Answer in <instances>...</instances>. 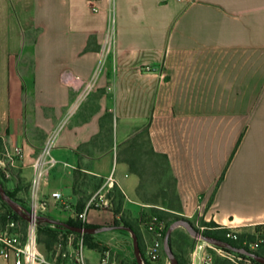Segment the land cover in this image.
<instances>
[{
	"label": "crops",
	"instance_id": "1",
	"mask_svg": "<svg viewBox=\"0 0 264 264\" xmlns=\"http://www.w3.org/2000/svg\"><path fill=\"white\" fill-rule=\"evenodd\" d=\"M144 129L181 215L264 226V0H0V140L28 188L18 199L67 222L83 179L101 187L114 173L139 223V180L117 152ZM50 140L55 164L35 189ZM114 220L101 208L86 223ZM121 231L95 237L112 247Z\"/></svg>",
	"mask_w": 264,
	"mask_h": 264
},
{
	"label": "rangeland",
	"instance_id": "2",
	"mask_svg": "<svg viewBox=\"0 0 264 264\" xmlns=\"http://www.w3.org/2000/svg\"><path fill=\"white\" fill-rule=\"evenodd\" d=\"M110 141L111 139L107 135L102 138L104 147L106 146V144L108 145ZM117 153L119 160L127 163V166L130 168L131 172H133L139 180V184L136 190V200L138 203L144 206L143 209L145 211L142 212L139 223L134 222L130 219H128V221L138 231L137 236L139 239L141 252L146 253L147 245L158 239V226H162L163 233L166 232L167 234L168 230L176 222H179L182 219L189 221V223L193 226L196 234L198 233L201 236L213 237L209 233L210 228L214 227V225H212L214 223L213 221H207L204 218H187L181 215V206L175 193V182L169 172L167 162L165 158L156 154L152 150L145 129L137 133L131 139V141L119 147ZM19 177V169L15 167L13 159L8 155L4 142L0 140L1 183L3 184L4 188L7 189L11 188V190H13L14 188V190H16L17 188H20L22 190H25L26 185L25 183H23V181H18ZM83 181L85 182L84 185L78 187L77 192L79 193L80 197L77 198V203L74 207L75 215L73 219L78 221H81L78 218V215L86 212L89 205L92 210L99 209L95 206L94 203H96L97 200L100 199L98 192L102 188V186L100 187V189L96 188L97 186H100L98 181H92L91 179L85 178L83 179ZM10 182H14V184L10 185ZM113 189H110V191L103 193V198L104 200H108V203L111 206V210H113V204L115 202L116 204L118 203V199L115 198L117 194L113 191ZM122 194L124 195L123 192ZM109 195H111L110 198ZM14 201L20 204L22 208H25V205L30 208V204L28 201H26L25 198H16V200ZM80 203L85 204V208L83 210H79ZM1 210L4 209L2 208V205L0 203V216L8 212L6 209L4 210V212H1ZM124 212L125 211L123 209V213ZM42 215L51 218V216H49L48 210L44 211ZM18 227L22 234L23 241H25L28 224L26 225V223L18 220ZM167 227H169L168 230H166ZM4 228L5 226L0 224V231ZM203 228L204 231H202ZM256 228L257 227L238 229L240 235L244 236L242 241L246 239H249V241H253L251 238H248V235L254 234ZM259 231L260 232L256 234H258L260 237H264V226L260 227ZM73 236L76 238V240H82L85 244L84 235ZM94 240L100 242L96 239L95 235ZM171 240L172 246L170 243V248L174 258L177 260V264H198L197 256L200 252L197 251V248L199 246H203L207 251H210V248L212 247V244L207 243L204 240L202 241L200 236L192 234L188 230V228L183 225L173 231L170 241ZM60 241L65 242L64 239H60ZM107 241H111L112 247L101 242V250H96L98 251L99 256L104 254V252L109 251L111 253V264H138L131 234L128 236V239H125V237L118 235L107 239ZM238 244L242 245L241 241H239ZM38 249L42 254H48V252L45 250L44 245L39 244V242ZM89 251L90 250L88 249L87 252ZM257 254L264 256V244L261 245L260 249L257 251ZM241 258L244 260V257ZM144 264H173V262L164 250L161 258L156 263H146L144 261ZM216 264L233 263L230 261H225L217 256Z\"/></svg>",
	"mask_w": 264,
	"mask_h": 264
},
{
	"label": "built area",
	"instance_id": "3",
	"mask_svg": "<svg viewBox=\"0 0 264 264\" xmlns=\"http://www.w3.org/2000/svg\"><path fill=\"white\" fill-rule=\"evenodd\" d=\"M90 10H94V8H90ZM145 72H152V69L146 68ZM52 141L53 140L47 142L43 154L34 163L36 176L33 180V187L35 189H38L40 182L43 179L48 178V168L55 164V161L50 157V152L53 147ZM17 155L21 156V152H18ZM116 183L115 174L112 173L98 192L100 199L94 203L97 208L111 209L108 200H104L103 193L113 189ZM52 198L61 200L62 195L60 193H53ZM45 210L46 206L44 204L34 203L31 206L29 210L30 220H26L28 227L25 241H23L22 234L18 227V220L14 217V214L11 212L5 214L6 225L5 228L0 231V256L8 257L11 253H14L17 257L14 264H91L90 259L86 255L87 248L84 242L82 240H76L73 235H69L65 232H61L60 234V239H64L65 242H57L47 255H44L39 251L38 227L41 222H39L38 216H42V213ZM90 210L92 209L89 205L86 212L78 215V218L83 223H86L87 213ZM238 229L239 227L234 225L216 224V227L210 228V231L226 230V239L222 241L230 243L229 241L239 242L241 240ZM202 231H204V228ZM163 234V228L161 226L157 233L158 239L147 245L146 256L150 263H156L165 250V237ZM254 235L256 238L253 241H249L248 239L241 241V248L256 253L261 245L264 244V237H260L258 234ZM210 249V251H207L203 246L197 248V251L200 252L197 256L198 264H216L217 256L225 261H230L233 264H259L252 258L235 253L225 247L212 245ZM110 254L109 251H106L104 254L100 255L98 264H111ZM241 257H244V260Z\"/></svg>",
	"mask_w": 264,
	"mask_h": 264
},
{
	"label": "trees",
	"instance_id": "4",
	"mask_svg": "<svg viewBox=\"0 0 264 264\" xmlns=\"http://www.w3.org/2000/svg\"><path fill=\"white\" fill-rule=\"evenodd\" d=\"M165 158L166 162H167V166H168V161H167V158L166 157H163ZM80 177L81 175L79 173H77L76 175V185L79 184V180H80ZM100 186H97L96 188H99ZM27 187L25 188V190L27 191ZM6 193L7 195L12 198L13 200H16V193L18 190H20V188H17L15 191H9L8 189H6ZM113 191L117 194V196L115 198L118 199V203L116 204V202L113 204V213L115 215V220L113 222V225L111 227H126V228H131L137 235H138V231L135 229V227L124 217V213H123V203H124V195L122 194V192L120 191V189L115 185L114 186V189ZM111 197V195H109V198ZM0 203L2 205V208L5 210H7L8 212H11L14 214V217L17 219V220H20L24 223H26L27 225V221L25 219H23L22 217H20L17 213H15L9 206L6 202H4L1 198V195H0ZM117 205V206H116ZM85 208V204H82L80 203L79 205V210H83ZM4 210H1V212H4ZM5 214L4 213L2 216H0V224L1 225H6V217H5ZM68 224L72 225V226H76V227H80V228H102V227H99V226H94V225H90V224H86V223H82L81 221H78V220H74V219H70L67 221ZM212 225H214V227H216V224L213 223ZM161 226H158L157 227V230L160 228ZM262 227V226H258L255 230V233H258L260 232L259 231V228ZM169 227H167L166 230H168ZM60 231H63L67 234H71V235H77V236H81L80 234H76V233H73L71 231H68V230H64L63 228L61 227H58V226H52L50 224H46V223H41L38 227V242L39 244L41 245H44L45 247V250L47 252H50L55 244L57 242L60 241V234L61 232ZM121 232H124V231H121ZM213 237L219 239V240H225L226 237H225V234L227 233L226 230H213V231H210L209 232ZM254 234H250L248 235V238H251L252 240H255L256 236ZM164 237H166V232L163 234ZM84 238H85V246L89 249V250H101V242H97L96 240H94V235H84ZM240 238L242 241L244 236L240 235ZM249 240V239H248ZM233 246H236V247H239L241 248L242 245L241 244H238L239 242H232V241H229ZM171 243V246H172V240L170 241ZM141 249V247H140ZM257 253V252H256ZM142 256H143V259L146 263H150L149 260L147 259V256H146V253L144 252H141Z\"/></svg>",
	"mask_w": 264,
	"mask_h": 264
},
{
	"label": "water",
	"instance_id": "5",
	"mask_svg": "<svg viewBox=\"0 0 264 264\" xmlns=\"http://www.w3.org/2000/svg\"><path fill=\"white\" fill-rule=\"evenodd\" d=\"M0 195L1 198L4 202H6L8 204V206L18 215H20L22 218H24L25 220H30V212L29 210H27L26 208H22L20 206V204H18L16 201H14L13 199H11L6 191L5 188L3 186V184L0 181ZM38 220L41 223H46V224H50L52 226H58L61 227L63 229H66L68 231H71L73 233L76 234H81V235H96L98 233H103V232H108V231H113V230H124V231H128L133 238V245H134V251H135V255L138 261V264H144V259L143 256L141 254V249H140V244H139V239L137 234L131 229V228H126V227H102V228H80V227H76V226H72L70 224H68L67 222H63V221H59V220H55L53 218L47 217V216H38ZM181 225L185 226L188 228V230L196 235V236H200L202 240L206 241L207 243H210L212 245H215L217 247H225L235 253L241 254V255H246L250 258H252L253 260H255L257 263L259 264H264V256H261L257 253H252L249 252L248 250L244 249V248H239L236 246H233L232 244L228 243V242H224L222 240H219L217 238H213V237H209V236H201L198 233H195V230L193 228V226L189 223V221L187 220H180L179 222H176L169 230L168 233L166 234L165 240H164V248L165 251L167 253V255L171 258L173 264H177V260L174 258L173 253L171 252V248H170V238H171V234L173 233V231L175 229H177L178 227H180Z\"/></svg>",
	"mask_w": 264,
	"mask_h": 264
}]
</instances>
